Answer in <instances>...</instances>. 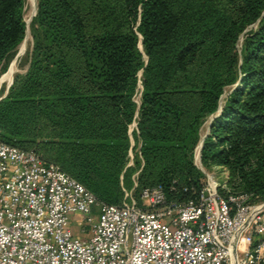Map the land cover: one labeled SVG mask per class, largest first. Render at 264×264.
<instances>
[{"label":"trees","instance_id":"obj_1","mask_svg":"<svg viewBox=\"0 0 264 264\" xmlns=\"http://www.w3.org/2000/svg\"><path fill=\"white\" fill-rule=\"evenodd\" d=\"M37 1L30 68L15 74L2 104L22 131L41 118L57 126L60 153L1 140L35 149L100 200L121 203L120 175L133 184L125 165L138 116L139 196L162 184L188 198L202 184L194 150L212 115L203 163L227 166L236 194L264 199V0ZM26 2L0 0L2 71L26 37Z\"/></svg>","mask_w":264,"mask_h":264},{"label":"built area","instance_id":"obj_2","mask_svg":"<svg viewBox=\"0 0 264 264\" xmlns=\"http://www.w3.org/2000/svg\"><path fill=\"white\" fill-rule=\"evenodd\" d=\"M191 189L176 198L159 184L107 203L0 139V264H264V199L236 194L229 179Z\"/></svg>","mask_w":264,"mask_h":264},{"label":"rangeland","instance_id":"obj_3","mask_svg":"<svg viewBox=\"0 0 264 264\" xmlns=\"http://www.w3.org/2000/svg\"><path fill=\"white\" fill-rule=\"evenodd\" d=\"M38 1L37 0H27L25 6V18L28 21V30L25 39L18 47V52L15 58L11 61L8 69L2 71L0 69V137L5 139H11L15 142L19 141H29L34 148H37L46 155H58L59 141L62 140V136L58 135V127L52 125L45 118L40 120H35L31 124V127H26L25 131L18 126L19 116L15 114V110L11 109L6 112L5 106L2 104L4 100L9 99L10 87L12 86V81H14V76L16 73H27L30 68V60L26 57L28 51L33 44V35L31 32V22L34 18V14L37 13ZM29 16V17H28ZM241 42L239 46H241ZM13 70L8 78L5 75ZM142 91L143 84L140 80L138 89L134 95L135 101L138 104L142 101ZM230 91V87H226L227 95ZM13 110V111H12ZM212 115L206 120L201 128V140L194 150V164L196 167L203 172L201 176V181L205 182L209 178L214 179H230L231 171L225 165L214 164L212 166L205 165L202 161L201 151H202V140L206 138L210 132V123ZM139 118L138 116L130 123L128 127V133L130 136V144L128 146V151L126 154V168L131 169V179L132 186H124L125 172L120 175V185L123 188V197L125 198L127 192H133V194L140 198L139 191L141 189L140 184H138V178L142 171L143 165L145 164V159L143 157L142 149L144 145V140L140 137L139 128ZM138 135V136H137ZM228 175V176H227ZM228 177V178H227ZM124 200V199H123ZM75 230H78L75 227Z\"/></svg>","mask_w":264,"mask_h":264},{"label":"bare ground","instance_id":"obj_4","mask_svg":"<svg viewBox=\"0 0 264 264\" xmlns=\"http://www.w3.org/2000/svg\"><path fill=\"white\" fill-rule=\"evenodd\" d=\"M28 17H29V16H28ZM12 71H13V70H11L10 72H8V73L5 75V78H8Z\"/></svg>","mask_w":264,"mask_h":264},{"label":"water","instance_id":"obj_5","mask_svg":"<svg viewBox=\"0 0 264 264\" xmlns=\"http://www.w3.org/2000/svg\"><path fill=\"white\" fill-rule=\"evenodd\" d=\"M34 15H36V13L34 14ZM27 24H28V21H27ZM28 30V29H27ZM12 83H13V81H12ZM11 83V84H12ZM204 140H205V138H203V140H202V145L201 146H203V144H204Z\"/></svg>","mask_w":264,"mask_h":264}]
</instances>
